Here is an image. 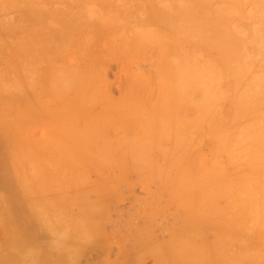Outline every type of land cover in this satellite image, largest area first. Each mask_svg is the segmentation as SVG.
<instances>
[{
  "label": "rangeland",
  "instance_id": "1",
  "mask_svg": "<svg viewBox=\"0 0 264 264\" xmlns=\"http://www.w3.org/2000/svg\"><path fill=\"white\" fill-rule=\"evenodd\" d=\"M206 3L0 0V113L3 96L14 99L5 107L14 113L4 114L0 135L9 131L19 184L31 189L30 196L35 195L44 212L71 208L75 215L81 207L85 211L93 234L80 264H168L162 261L163 253L176 254L179 246L167 241L179 235L186 241L208 236L207 230L195 228H201L206 216L201 202L207 199L199 191V181L200 175L214 171L200 160L264 157V87L256 78L258 71H237L238 77H249V83L241 85L238 80L233 86L220 64L221 55L195 53V46L202 45L191 38L194 21L204 19L199 8ZM163 10L164 17H156ZM18 18L27 20L21 31L7 26ZM240 22L233 23L230 42L226 43L225 31L214 36L215 47L240 52L231 56L235 62L242 61L244 46H259L257 25L244 31ZM186 26L192 36L184 31ZM34 40L42 52V65L63 61L68 68L29 69ZM179 53L217 67L218 100L211 109L217 120L207 123L213 132L228 125L233 139L228 155L209 145L203 138L208 134L193 140L192 135L178 132L180 124L186 130L193 127L197 108L193 101H185L187 89L178 81ZM39 78L42 82H37ZM41 84L43 100L38 102L33 90ZM184 136V149L179 150ZM241 168L231 165L227 170ZM261 243L263 255L264 207ZM185 247L186 254L200 251L203 258L226 248Z\"/></svg>",
  "mask_w": 264,
  "mask_h": 264
},
{
  "label": "crops",
  "instance_id": "2",
  "mask_svg": "<svg viewBox=\"0 0 264 264\" xmlns=\"http://www.w3.org/2000/svg\"><path fill=\"white\" fill-rule=\"evenodd\" d=\"M206 2L208 3L201 5L199 8V16L204 19L194 21L195 36L191 35L192 29L190 26H186L184 30L186 32L190 31L187 33L188 37L192 36L191 38L199 41L202 45L201 47L195 46V53L221 55L224 60L220 61V64L227 71L228 80L233 86L240 83L238 80L241 81V85L249 83L250 78L246 76L238 77L237 71L257 70L256 78L261 81V87H264V62H261V41L264 45V13L262 14L264 9L261 10V0H206ZM26 21L23 18L14 19V22L9 23L7 26L21 31L25 28L22 23ZM240 21L243 22L240 26L244 31L250 29V27L252 28L254 24L257 25L259 46L256 49L244 46L243 51H241L244 55L241 58L242 61L235 62L236 60L231 56L240 52L234 51L230 47H226L225 50L219 46L215 47L214 43L217 39L215 40L214 36L219 37L221 34L219 31H225L227 33L226 43L230 42L229 37H234L233 23ZM206 22L208 23L206 24ZM246 22L249 23L246 24ZM208 28H210V34L207 35L205 31ZM34 29H36L35 26ZM206 35L209 37V42L205 39ZM242 38L246 39L245 33H243ZM22 39L26 41L25 36H22ZM38 44L34 40L32 61L27 66L29 69L40 71L43 68H68L65 65L66 62L63 61L51 60L49 66L47 64L42 65V52ZM23 52L30 53L26 50ZM254 54H257V57ZM179 55L181 60L178 62V81L180 84L183 83L185 89H187V92L184 93L185 101H193L195 108H197L193 110V127L187 126L186 130L185 126L180 124L178 125V132L192 135L193 140H196L199 134H208V136L203 135V138L209 139V145L216 151L225 150L228 155L233 145V139L228 135V125L219 131L213 132L210 129L211 123H207L208 121L212 122V120L215 123L217 120V113H212L211 110L214 102L218 100L214 96L218 93L219 74L217 73V67L209 60L200 61L196 57L184 56L183 53H179ZM38 76L40 77V73ZM37 82L42 81L39 78ZM41 87L42 84L35 86L33 90L34 100L38 102L43 100ZM2 101L3 115L14 113L11 109H5L8 102H12L14 99L3 97ZM214 111L216 112V109ZM188 115H191V112ZM182 139L186 142L185 136L184 138L180 137L179 150L184 149L182 146H185V144H181ZM200 161L201 165L214 171L213 173L200 175L199 181V189H201L199 191H202L203 196H206L204 199H207L201 202L202 213L206 216L203 217L204 224L201 228L199 226H195V228L205 230V233L207 230L205 235L208 236L194 237L193 241H189V239L186 241L180 235L176 239H169L170 241H167L166 244L168 245V242L169 245L177 244L179 246L178 252L176 254L163 253L162 261L168 264L171 262H176V264H264V254H261L264 157L234 159L226 156L203 158ZM231 165H238L242 168L231 172L227 170V167ZM189 244L199 247L226 248L220 249L219 252L216 250V253L203 258L200 251L186 254L184 251L186 250L185 246Z\"/></svg>",
  "mask_w": 264,
  "mask_h": 264
},
{
  "label": "bare ground",
  "instance_id": "3",
  "mask_svg": "<svg viewBox=\"0 0 264 264\" xmlns=\"http://www.w3.org/2000/svg\"><path fill=\"white\" fill-rule=\"evenodd\" d=\"M149 11H151V10H149ZM164 12H165V10H163L159 13L157 12L158 15L156 17H158V18L164 17ZM157 13H155V14H157ZM155 14L152 13L153 16H155ZM145 15H147V13H145ZM16 93H18V91H16ZM3 97L7 98L6 95H4ZM15 97H16V100H18L17 96H15ZM10 103H11V101H10ZM2 121H4V115H3V113H0V123L1 124H3ZM2 132H1L2 135H0V264H23L24 252L27 249L32 248V247L45 248L48 244L49 236H48V233L42 227L41 220H40V214L42 212H44L43 205L39 201L35 200V197H34L35 195L30 196L31 195L29 192V191H31L30 188L23 187L21 184H19L21 179H20V176L18 175L19 173L16 172V170H17V169H15L16 167H14L15 163L17 162V159H16L17 157L15 156L16 152L14 151V149H13L14 152L11 150V148H16V147H14L15 145L14 146L12 145L13 143L11 144L13 147L10 145V142L13 141V139L10 141L11 138L9 137L10 138L9 139L7 137L6 133H8L9 131H7V129H6L5 133H4V131H2ZM10 133H9V135H10ZM16 151H17V149H16ZM18 154H19V152H17V155ZM21 154L22 153L20 152L19 156ZM19 156H18V158H19ZM14 158H15V160H13ZM69 162H71V161H69ZM18 164H19V162H18ZM71 167H72V165H71ZM17 168H19V167L17 166ZM36 168H37V166H36ZM82 174H84V173H82ZM81 178H82V176H81ZM81 178H80V181H82ZM70 180L72 181L73 179L71 178ZM77 180H79V179H77ZM77 180H75V181H77ZM75 181H73L74 184H75ZM78 184L79 183H77V185ZM78 186H79L78 189L79 188L81 189V187L83 185L82 186L78 185ZM30 187L32 188V186H30ZM37 188H39V190L42 189L40 187V185ZM72 188L73 187H68V189H70V190H72ZM83 189H84V187H83ZM66 190H67V188H66ZM35 191H37V190H35ZM80 191H82V190H80ZM37 193H38V191H37ZM36 197L38 198V196H36ZM75 203L78 204L77 202H75ZM69 209L70 210H67L65 208V209L59 210V212H60V214H62L64 217H66L68 219H71V220L83 219V220H86L88 224H90L88 219L86 218L85 211L83 210L82 207L78 208L79 210L75 213V215H72L71 214L72 213L71 208H69ZM53 211L54 210L49 211V212H53ZM55 211H57V210H55ZM91 240H92V237H91ZM98 257L99 256H97V258ZM40 264H63V259L61 257H48L47 255H45L41 258Z\"/></svg>",
  "mask_w": 264,
  "mask_h": 264
},
{
  "label": "clouds",
  "instance_id": "4",
  "mask_svg": "<svg viewBox=\"0 0 264 264\" xmlns=\"http://www.w3.org/2000/svg\"><path fill=\"white\" fill-rule=\"evenodd\" d=\"M40 220L48 233V244L45 248L27 249L24 252L23 264H40L45 255L61 257L63 264H80L82 251L92 237V230L87 221L71 220L56 212H42Z\"/></svg>",
  "mask_w": 264,
  "mask_h": 264
}]
</instances>
